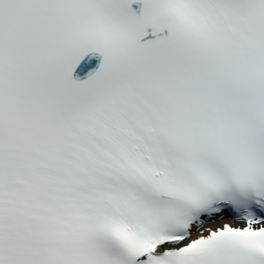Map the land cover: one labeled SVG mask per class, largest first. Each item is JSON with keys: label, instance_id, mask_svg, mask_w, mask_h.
Listing matches in <instances>:
<instances>
[{"label": "snow or ice", "instance_id": "6c2138e0", "mask_svg": "<svg viewBox=\"0 0 264 264\" xmlns=\"http://www.w3.org/2000/svg\"><path fill=\"white\" fill-rule=\"evenodd\" d=\"M0 264H264V0H0Z\"/></svg>", "mask_w": 264, "mask_h": 264}]
</instances>
